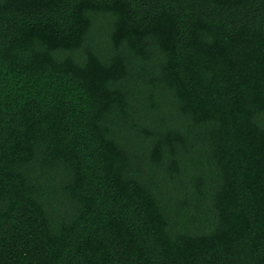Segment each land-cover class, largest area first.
Wrapping results in <instances>:
<instances>
[{
	"label": "trees",
	"instance_id": "1",
	"mask_svg": "<svg viewBox=\"0 0 264 264\" xmlns=\"http://www.w3.org/2000/svg\"><path fill=\"white\" fill-rule=\"evenodd\" d=\"M0 264H264V0H0Z\"/></svg>",
	"mask_w": 264,
	"mask_h": 264
}]
</instances>
